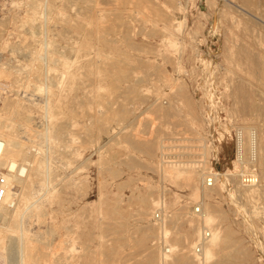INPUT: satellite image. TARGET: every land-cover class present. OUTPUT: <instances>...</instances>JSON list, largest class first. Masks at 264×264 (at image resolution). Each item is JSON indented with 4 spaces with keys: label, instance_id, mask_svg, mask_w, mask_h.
Masks as SVG:
<instances>
[{
    "label": "rangeland",
    "instance_id": "rangeland-1",
    "mask_svg": "<svg viewBox=\"0 0 264 264\" xmlns=\"http://www.w3.org/2000/svg\"><path fill=\"white\" fill-rule=\"evenodd\" d=\"M33 1L0 0V115L10 118L17 106L33 130L42 129L48 120L39 86L47 82L54 87L52 122L66 131L53 159L56 198L30 219L31 264H146L150 253L154 264H178V252L164 257L167 243L159 227L175 230L172 220L180 214L197 222L201 216L193 207L200 201L214 204L216 224L228 235L214 264H264V193L244 192L253 187L238 180L232 142L235 126L258 133L264 126V84L241 53L248 42L264 62V23L247 39L244 0ZM43 43L50 63L43 61ZM248 91L261 104L253 116L245 108ZM179 154L189 164L203 155L204 170H196L193 185L163 172L162 162ZM210 172L231 174V180L207 187L203 179ZM241 189L242 197L232 200L229 193ZM143 199L149 206L141 219ZM143 232L149 238L140 247ZM237 248L246 255H237Z\"/></svg>",
    "mask_w": 264,
    "mask_h": 264
},
{
    "label": "bare ground",
    "instance_id": "bare-ground-1",
    "mask_svg": "<svg viewBox=\"0 0 264 264\" xmlns=\"http://www.w3.org/2000/svg\"><path fill=\"white\" fill-rule=\"evenodd\" d=\"M225 1L233 3L232 5H234V4H236L235 2L237 0H225ZM225 1H224V3L226 4ZM35 2H36V0H35ZM35 2L33 4H35ZM242 4H243L242 7H245V8H242V9L246 11V14L247 13L249 14V15H245L244 14L245 16H247L246 20H247L248 17H250V18H248V24H247V22L245 24L247 27H246V29L244 31L246 35H249V38H247L248 36L245 35L246 38L250 39L251 37H253L251 34H252L253 31H255L257 26L262 27L260 25L264 23V9H263L264 8V0H253V1L252 0H244ZM228 5L229 4H227V6ZM232 5L230 4V6H228V7L234 8ZM48 10H49L48 13H50L51 12L50 9H48ZM38 18H41V17H38ZM254 20H256V21H254ZM33 21H35V19ZM31 25L32 24H30V26ZM40 28L41 27L39 26L38 29H40ZM256 30L259 31V29H256ZM263 31H264V28H263ZM10 34H11V32H10ZM51 34H53V33H51ZM253 34H254V32H253ZM259 35L256 34L257 37H260ZM263 35H264V33L261 36H263ZM262 38H261V41H262ZM253 39L254 38L251 39V42H252ZM259 40H258V43H259ZM175 41L177 43V40H175ZM254 43H255V41H254ZM246 44L248 46H246L245 48L243 46L242 50L240 49L242 51L241 53L244 56H246V57H243V58L244 59L247 58V61L249 62L248 64H251V67H250L252 69L251 72H254V74H257L259 79L263 82L262 84H264V62L260 61V60L263 59V58L260 59V55H259L260 51H258L259 49H257V51L259 52L258 53L256 51V49H255V51H256L255 52L253 50L254 48L253 49L251 48L254 45L251 46V44H248V42ZM256 45H257V42H256ZM252 50L255 53H258V55L255 56L256 54L254 52H253L254 53L253 54ZM42 51H43V57L44 58L42 57V55H40V56L43 58V61L45 63V61L46 62L49 61L48 57H49L50 53L48 51V43H43V50ZM30 52H32V51L30 50ZM38 52H39V50H38ZM243 52H245V53H243ZM242 54H241V56H242ZM261 55H263V54H261ZM255 57L256 58L259 57L260 60L258 61V58H257V61H256ZM51 61H55L56 62L55 59H53ZM49 63H50V61H49ZM246 63H244V64L247 66L248 64H246ZM42 64H43V62H42ZM43 65H45V64H43ZM65 65H66V63H65ZM249 66L250 65H248L247 68H249ZM44 67H46V66H44ZM50 70H54V69H50ZM50 70H48V71H50ZM27 73H29V72H27ZM62 75H63V73H62ZM249 75H250V73H249ZM251 76L254 77V75L252 73H251ZM49 77L50 76H48V77L46 76V77H44V79H46L47 81H50L51 78H49ZM53 78L55 79V77H53ZM61 79H62V77H61ZM57 80H59V77H58ZM247 81H249V80H247ZM250 82H248V83H250ZM59 83H61V82H59ZM252 83H251V85H252ZM56 84H57V81H56L55 85ZM65 85H66V83H65ZM51 88H54V87H51V84L49 85L47 82H43V84H41L39 86V91L42 93V95H41L42 99H41V103L40 104H42V103L44 104V106H41V107H43V110H44V112H43L44 116L43 117H45L48 120V124L46 126H44L42 129L33 130L31 128L32 125L30 123H28L27 116H24L25 119L21 118L22 112L19 109L16 110V107H17L16 105L19 102V100L15 104L16 107L14 106L15 107V113L13 112L14 114H12L10 112L12 114V116L10 118L9 117L7 118V116L5 118H3L0 115V169H5L4 174H5L6 179H7V194H6V197H5L4 201L2 203H0V246H1V248H0L1 249L0 250V260H2L4 262V264H31L32 263L31 262L32 261V259H31L32 256L29 253V251H30V244L29 243L33 239L34 235L32 234V231L30 230V227H29L30 226V219L33 218V216H36V217L42 216L45 213L46 205L51 203L53 201V199L56 198V197H54L55 195L52 192L53 191L52 183H53V175H54L53 159H54V155H55V153L57 151L56 142H57V140L64 138L63 136L65 135V131L66 130L65 131H63V130L66 127L64 128V126L61 123H60V125H62L63 127L62 126L59 127L58 125H55L56 123L54 124L52 122L53 118H54V109L55 108H54V99H51V95H52ZM238 88L241 89L242 87L239 86ZM241 90H239V91H241ZM249 91L247 93L248 96H246V92H245V95L243 94L244 96H246V100L244 98L245 106H246L245 108L248 111L247 114H251L252 111H253V113L251 115V116H253L254 111H256V112H258L259 110L261 111V104H259L260 103L259 101H254L253 100L254 97L252 98L251 94H249L250 93ZM63 93H64V90H63ZM255 95H253V96H255ZM28 97H29V95H28ZM31 97H34V96L32 95ZM59 99H61V98H59ZM34 103H36V102H34ZM27 104H29V103L27 102ZM23 107H26V105L23 106ZM59 113H60V111H59ZM13 115H14V117H13ZM247 118L249 119V116ZM247 118H246V120H247ZM243 120L245 121V119H243ZM15 124L16 125L18 124L21 127V130L24 133L23 135H26L25 138H26L27 142H25L24 140H21L19 138L20 136L18 137V135L16 134V129L17 128H16ZM243 127H242V129H244L245 131L249 129L246 126L244 128ZM19 128L17 130L20 131ZM248 131H246V132L248 133ZM29 143H30V145L31 144L35 145V146H33V147H36V149L34 150L35 153H34V151H33V153L30 152L31 150H29L30 149L29 148ZM258 143H259V157H258V161H257L256 165H257L258 168H261V170H262L261 174L258 173V177L262 179V183L259 180V182L256 185L249 186V187H253V188L252 189L251 188L250 189H246V191H244V192H246L247 196H251V194L253 192H256V191H260V192L262 191L264 193V191H263L264 190V160H263L264 158L261 159L262 155L260 154V152L263 151V157H264V126H263L262 130H260V133H258ZM165 145H166V143H165ZM30 147H32V146H30ZM164 148L165 147L162 146L163 150H164ZM202 157H203V155H202ZM202 157L200 158V160L190 161L191 164H189L188 163L189 161L187 162V161H184V159H181L182 158L181 154H179V159H176V160H173L172 159L173 157L166 160L165 156H164L165 161L162 162L163 165H164L163 172L165 173V171L167 170L168 173H166V174L168 176H170L171 178L176 179V180L177 179L181 180L182 177H187V179L189 181L188 184L190 185L192 183V185H193V183H195L193 179H194V174H195L196 170L201 168V167H204V164L200 165V163L202 161L201 160ZM175 158H177V157H175ZM215 158H216V156H215ZM59 159H60V157H59ZM201 169H203V168H201ZM207 169L208 168L205 167L206 171H207ZM203 170H201V172H202L201 174H203ZM210 173L214 174L215 178H216L214 186L219 185L220 187H222V186L225 187L226 186L225 184H226V181H227L225 179L229 178L231 180V174H228V173H221L220 174V173H212V172H210ZM199 175H200V173H199ZM55 176H54V178H56ZM57 176H58V174H57ZM170 177H168V178H170ZM204 180H205V176H204L203 181ZM182 181L183 180H181V182ZM188 181L186 180V182H188ZM197 187H198V185H197ZM196 190L198 191V188H196ZM229 194H230L232 200H235L237 198V196H241L243 194V189H241V191H238L237 195H234L233 193H229ZM198 195L199 194H197V197H196L197 199L200 196V195L199 196ZM206 197L210 198V196H206ZM247 199H248V197H247ZM159 204H160L159 200L158 201H156V200L154 201V205H159ZM238 205H236V206H238ZM148 206H149L148 201L146 199H143L141 201V208H142L141 213H140L141 219H144L145 215H147L146 213H147ZM200 206H202L203 211H202L201 217L198 216V217H200V219L197 220V222L194 221V220H190V219L183 220L184 216H182V214H180L179 216H176L172 220V223L174 222L175 224L174 223L173 224L176 225V229L175 230H173L168 224H163V225H161L159 227L160 233L166 239V243H167V246L165 247V250H164V257L166 259H167V257H172V253L178 252V257H177L178 264H192V260L193 259H195V261H197V264H214V262L216 260V256L220 252L223 251L224 246H225V244L227 242V239H228V235L223 232L221 227L218 226L219 224L218 225L216 224L217 218H216L215 214H216L217 210H216L214 204L211 201H200ZM238 209H239V207H238ZM263 211H264V209H263ZM239 212H242L243 215L246 214L247 222L248 223H252V221L250 219L251 217H247L249 215L248 211L246 212V210L240 208ZM262 212H260V213H262ZM168 215H170V214H168ZM164 223H165V221H164ZM222 225L223 224H221V226ZM252 228H253V224H252ZM204 229H207L208 231H210V237L206 241V243H205V245L203 247V253H202L201 261H198L197 256L194 253V249H195V246L197 244V241H198L199 237L204 232ZM254 230H256V228L255 229L253 228L252 232H255ZM51 232H53V231H51ZM197 237H198V239H196ZM148 238H149V234L143 232L137 243L141 247V245H144V243L147 241ZM58 243H59V241H58ZM61 246H62V244H61ZM72 247H74V246H72ZM60 248H62V247H60ZM51 250H53V249H51ZM74 251H75V249H74ZM235 252L239 256L246 255V252H245V250L243 248H237L235 250ZM42 253H45V252H42ZM45 256H46V254H45ZM70 256H68V257L70 258ZM58 257H60V256H58ZM66 257L67 256L63 257L62 261L65 262ZM191 257L193 259H191ZM155 258H156L155 254L154 253H150V255H148V258L146 260V264H154L155 260H156ZM71 259L74 260V258H71ZM56 261H57V259H56ZM217 264H233V263L230 262L229 259H225V260L217 262Z\"/></svg>",
    "mask_w": 264,
    "mask_h": 264
},
{
    "label": "built area",
    "instance_id": "built-area-1",
    "mask_svg": "<svg viewBox=\"0 0 264 264\" xmlns=\"http://www.w3.org/2000/svg\"><path fill=\"white\" fill-rule=\"evenodd\" d=\"M232 142L234 146V162L240 167L238 172L239 182L246 187L254 186L259 182L257 161L259 157L258 132L256 129H251L248 133L240 126H235L232 130ZM215 175L208 174L205 179L207 187L215 185ZM7 194V179L4 170L0 169V203H2ZM194 214L201 216L202 209L200 206L193 207ZM156 218L161 219L160 213H157ZM210 237V231L204 229V232L199 237L194 249L198 261H201L203 247Z\"/></svg>",
    "mask_w": 264,
    "mask_h": 264
}]
</instances>
